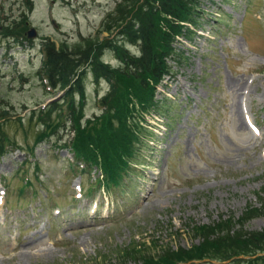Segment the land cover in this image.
<instances>
[{
  "label": "rangeland",
  "instance_id": "1",
  "mask_svg": "<svg viewBox=\"0 0 264 264\" xmlns=\"http://www.w3.org/2000/svg\"><path fill=\"white\" fill-rule=\"evenodd\" d=\"M144 1L0 0V264H160L200 243L196 226L264 231V0H200L157 86L163 111L145 114L132 155L96 121L109 84L84 64L75 115L103 140L117 183L92 161L100 147L66 145L71 107L42 79L43 43L120 69L121 99L138 104L125 89H146L113 46L138 56L123 27ZM180 264H264V252Z\"/></svg>",
  "mask_w": 264,
  "mask_h": 264
},
{
  "label": "trees",
  "instance_id": "2",
  "mask_svg": "<svg viewBox=\"0 0 264 264\" xmlns=\"http://www.w3.org/2000/svg\"><path fill=\"white\" fill-rule=\"evenodd\" d=\"M198 3L200 0H146L141 4L142 10H139V13L123 27L131 44L138 47L139 54L138 56L130 55L129 50L124 47L113 46V49L125 67V75L127 74L132 82L143 84L146 89L145 97L141 91L136 94L125 89L128 95L136 96L138 104L121 99L124 85L121 83L123 72L120 69L112 68L98 57H92L89 51L84 52L83 56H78L68 49L57 47L54 42L43 43L42 79L46 82V87L53 89V92L56 90L65 92L63 100H67L71 107L70 119L76 135L74 140L77 142L71 141L66 145L87 155L89 153L87 147L92 150L96 146L100 147L103 153H98L95 159H91L98 163L97 160L100 157L106 165L101 180L108 171V175L113 177L111 182H118L114 178V171L109 170L112 169V164L108 165L111 158L109 155L106 156L103 140H100L98 136L97 140L88 138L86 128H82L81 121L75 115L76 108L73 107L72 101L74 96H78L81 101H84L86 97L82 82L85 73L82 70L84 64L88 62L91 64L96 81L103 79L109 84L108 92L100 97V102L98 101L101 113L94 116L98 118L96 121L107 120L112 130L109 133L112 137H116L117 141L121 133L119 142L124 148L128 147L125 151L127 156L132 155L133 144L141 142L144 132L147 131V128L141 124L147 121L145 114H159L163 111L164 102L155 98L157 86L166 76L172 74V68L168 62L175 51L171 46L172 43L176 41L177 36H190L194 33L193 28L197 26L194 15L196 12L199 13ZM150 109L152 110L149 111ZM91 125L90 120L86 126ZM85 141H87L86 145ZM95 142L98 144L96 145ZM194 230L196 235L202 238L200 243L189 248L180 247L175 251L170 249L169 254L159 258L160 264H180L206 258L227 261L241 255L255 256L259 252H264V231L230 232L228 229L221 228L219 224L196 226ZM150 262L151 260H146L144 263Z\"/></svg>",
  "mask_w": 264,
  "mask_h": 264
},
{
  "label": "water",
  "instance_id": "3",
  "mask_svg": "<svg viewBox=\"0 0 264 264\" xmlns=\"http://www.w3.org/2000/svg\"><path fill=\"white\" fill-rule=\"evenodd\" d=\"M34 35H35V30H34V29L30 30V31H29V36L32 37V36H34Z\"/></svg>",
  "mask_w": 264,
  "mask_h": 264
},
{
  "label": "bare ground",
  "instance_id": "4",
  "mask_svg": "<svg viewBox=\"0 0 264 264\" xmlns=\"http://www.w3.org/2000/svg\"><path fill=\"white\" fill-rule=\"evenodd\" d=\"M47 251V250H46Z\"/></svg>",
  "mask_w": 264,
  "mask_h": 264
}]
</instances>
